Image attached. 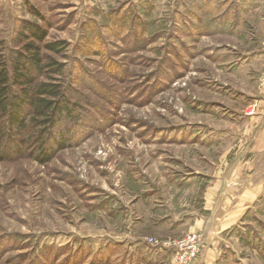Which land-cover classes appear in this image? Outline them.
<instances>
[{
	"label": "rangeland",
	"instance_id": "obj_1",
	"mask_svg": "<svg viewBox=\"0 0 264 264\" xmlns=\"http://www.w3.org/2000/svg\"><path fill=\"white\" fill-rule=\"evenodd\" d=\"M24 21L60 43L41 53L90 136L44 165L0 163V264L171 263L167 244L190 235L171 231L202 213L209 163L245 143L241 109L264 94V0H0L5 48ZM217 201L210 227L234 205ZM253 205L211 234L217 264H264V197Z\"/></svg>",
	"mask_w": 264,
	"mask_h": 264
},
{
	"label": "trees",
	"instance_id": "obj_2",
	"mask_svg": "<svg viewBox=\"0 0 264 264\" xmlns=\"http://www.w3.org/2000/svg\"><path fill=\"white\" fill-rule=\"evenodd\" d=\"M45 37V30L24 21L14 48L0 43V163L32 159L44 165L90 136L89 115L59 82L62 65L41 53H56L60 43L40 46Z\"/></svg>",
	"mask_w": 264,
	"mask_h": 264
},
{
	"label": "crops",
	"instance_id": "obj_3",
	"mask_svg": "<svg viewBox=\"0 0 264 264\" xmlns=\"http://www.w3.org/2000/svg\"><path fill=\"white\" fill-rule=\"evenodd\" d=\"M237 67V72L243 73L237 82L240 81L239 83L242 84L245 81L248 83L250 81L249 65L237 64ZM235 79L234 77L233 80ZM257 93L255 92V98L251 100L256 105L254 111L247 114V105L241 109V111L243 110L240 116V121L243 122L242 137L247 145L245 143L238 144V146L235 145L233 148H236L235 152L230 155L227 154L222 160L217 159L209 163L213 167V174L208 176L210 178L205 179L208 184L205 189L200 190V194L203 196V203L199 211L203 214L196 213L198 208L194 209L191 207L189 216L198 217L199 219H193L185 231H182L181 228L179 231L172 230L170 233V236L174 237L176 234L179 235L183 232H190L189 234H191L197 231H204V242L205 245H208L203 246L202 256L191 264H217L211 254L218 255L216 248L218 243L207 242L214 239L211 234L215 236L237 225L238 220L247 211L251 210V206L261 197H264V94ZM245 145L246 147H244ZM213 147L214 145H211V148ZM183 193H189V191H179L176 196ZM176 196H173V199ZM218 199L222 200L227 206L231 202L234 204L228 208V212L225 214L227 219L224 222L227 223L229 221V223L222 226V223L217 220L215 226L210 227V216H214L212 211L215 209ZM187 200L190 201L191 199ZM176 207L181 208L183 204ZM167 264H170V261Z\"/></svg>",
	"mask_w": 264,
	"mask_h": 264
},
{
	"label": "built area",
	"instance_id": "obj_4",
	"mask_svg": "<svg viewBox=\"0 0 264 264\" xmlns=\"http://www.w3.org/2000/svg\"><path fill=\"white\" fill-rule=\"evenodd\" d=\"M257 88L261 92L264 91V66L257 80ZM255 108V103H252L247 108V114L252 113ZM146 242L149 245L159 244L155 238H147ZM201 244L202 236L200 234H190L189 236L176 242H169L167 245L173 246L177 250L175 254L171 256L170 264H191L200 256L202 252Z\"/></svg>",
	"mask_w": 264,
	"mask_h": 264
}]
</instances>
